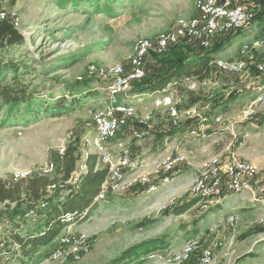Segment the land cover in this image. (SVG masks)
Masks as SVG:
<instances>
[{
  "label": "rangeland",
  "instance_id": "374dc122",
  "mask_svg": "<svg viewBox=\"0 0 264 264\" xmlns=\"http://www.w3.org/2000/svg\"><path fill=\"white\" fill-rule=\"evenodd\" d=\"M107 2L111 3L109 9L104 8ZM194 4L195 0H0L2 8L20 17L19 29L26 40L3 54L5 61L16 64V69L7 70L0 77V90L4 87L13 95L27 93V101L18 105L8 104L0 97L1 175L7 178L17 172H31L51 159L57 160L58 149L70 144L68 132L81 131L83 124L91 120L92 113L106 101L107 91L100 79L86 78L90 83L85 86L78 76L85 75L91 64L125 62L138 38L153 37L169 29L178 17L192 14ZM261 26L264 27V15L213 54L228 58L231 50L235 55L238 47L248 40V33ZM257 52H261L264 60V49ZM253 68L251 65L237 74L213 73L209 84L194 92L178 87L182 106L198 103L205 116L206 136L189 135L185 124L177 129L189 133V141L183 146H179L176 134L164 140L156 135L161 123L170 119L165 110L154 106L157 91L152 96L138 94L135 90L123 95L134 102L138 119L151 114L152 135L139 141L129 140L130 131L124 129L115 140L128 139L135 161L146 163L142 171L156 173L159 164L173 155L180 154L184 160L174 171L159 175L158 182L172 174L176 178L161 184L155 191L148 192L145 186L134 183L126 189L109 192L91 216L73 224L90 235V253L77 261L69 259L66 264H113L112 260L125 249L148 239L165 237L170 241L171 251L193 236L203 244L212 238L222 242L215 250L213 264H264V222L261 221L264 209L255 205L239 212L234 208V198H229L219 210L210 213L202 210L197 201L183 211L195 199L190 189L201 168L216 154L209 130L214 128L217 115H212H225L230 102L229 111L234 114L228 118L244 117L250 103L247 102L251 100L247 97L244 101V95L251 93L246 90L250 77H254L256 69ZM90 90H96L97 94L65 111L54 110L59 99L80 97ZM258 107L259 104L246 118H253ZM37 110L39 112L35 113ZM78 148L83 147L80 144ZM84 159L85 155L77 165ZM61 176L56 170L50 178L58 180ZM230 213L239 215L235 229L228 226ZM35 223L27 221L26 226L33 227ZM6 225L0 222V238L11 228ZM166 253L156 252L144 264L195 263V259L176 263L170 260V253ZM5 259L0 257V263H6ZM28 264H48V255L38 253Z\"/></svg>",
  "mask_w": 264,
  "mask_h": 264
},
{
  "label": "built area",
  "instance_id": "2783aa9c",
  "mask_svg": "<svg viewBox=\"0 0 264 264\" xmlns=\"http://www.w3.org/2000/svg\"><path fill=\"white\" fill-rule=\"evenodd\" d=\"M259 7L258 0H195L192 14L178 17L169 29L153 37L138 38L125 62L89 65L86 74L78 78L82 81L86 78L100 79L107 91L106 101L103 107L92 113L91 120L84 123L85 130L79 143V146L81 144L83 148H80L79 152L80 158L85 155V159L77 165L70 179L50 182L48 191H67L70 183L86 174L89 169L86 158L90 153L97 154L96 168L106 167L108 170L107 179L96 196V201L103 200L109 192L126 189L134 183H139L145 186L148 192H152L157 190L161 184L173 181L175 179L173 174L166 176L161 182L156 179L160 174L174 171L184 160L182 155L168 157L162 164H159L156 173L151 174L142 171L146 165L144 161H135L132 148L128 145V139L124 141L118 139L119 141L115 142L118 134L127 126L131 129L129 140H143L153 132L151 114L138 119L134 102L128 101V98L123 95H128L133 90L134 82L145 76L146 59L151 52L163 53L169 46L185 38L193 39L200 47L208 49L216 36L236 33L254 22ZM5 18H10L19 28L20 17L0 5V19ZM259 49H264V37L243 43L239 49V55L235 58H224L212 54L209 65L214 71L227 74L240 73L251 65L260 73H264V61L255 59L254 52ZM179 84L186 92H194L200 86H207L209 78L199 79L196 76H185L181 81L169 83L161 90H157L154 106L159 110H165L174 124L187 119L197 120L198 124L188 127L190 133L188 134L206 136L205 116L201 112L200 105L194 103L182 106L183 100L178 94ZM170 85L172 88L168 87ZM155 92L143 93V95L152 96ZM261 103H264V86L258 87L257 95L245 109L244 117L251 115L255 106ZM214 119L216 123L223 125L227 121L226 129H232L236 122L241 121L230 119L223 114L217 115ZM248 135V132L244 134L245 137ZM75 136V130H70L67 134L68 142H73ZM67 145H62L58 149V161L64 158ZM57 160L51 159L31 172L14 173L13 178L50 176L58 168ZM128 178H131L130 181ZM190 190L192 197L197 200L202 210L221 206L227 195L241 194L246 191L250 193V199L253 202L264 204V168L250 159L241 157L233 148L227 147L225 152L217 153L206 161ZM35 215V210L26 213V216ZM238 219L237 213H230L228 226L235 229ZM261 221L264 222V218ZM57 243L58 245L48 255V264H66L69 259L80 260L92 249L90 235L83 229L73 227V224L63 229L57 237ZM221 245L222 242L217 238H212L203 244L197 236H193L188 238L180 248L168 252L170 260L176 263L185 262L195 256L194 264H213L215 250Z\"/></svg>",
  "mask_w": 264,
  "mask_h": 264
},
{
  "label": "trees",
  "instance_id": "16d2710c",
  "mask_svg": "<svg viewBox=\"0 0 264 264\" xmlns=\"http://www.w3.org/2000/svg\"><path fill=\"white\" fill-rule=\"evenodd\" d=\"M258 2L260 7L256 11V19L264 15V0H258ZM96 5L97 3L94 6L96 7ZM110 7V2L104 3L105 9ZM233 34L235 33H224L216 36L208 49H203L193 39L185 38L175 45L169 46L163 53L151 52L146 59V74L142 79L134 82L133 90L137 91L138 94L155 92L166 87L169 83L181 81L185 76H196L199 79L210 78L213 73H217L209 65L211 55L229 42ZM25 41L24 34L10 18L0 19V77L7 70L16 69V64L9 60L5 61L3 54ZM150 66L153 68L150 69ZM81 82L85 86H89L90 83L86 79ZM179 86L181 85L179 84ZM96 94V90H90L80 97L74 96L71 99L64 97L57 101L54 110L65 111ZM0 97L8 104L13 105L27 101L26 92L23 96L13 95L4 87L0 90ZM34 112L38 113L39 110ZM197 122L195 119H187L174 124L170 118L169 122L163 121L161 123V129L156 131V135L164 140L165 137L179 132L180 130L177 129L180 126L185 124L188 129ZM134 124L137 125V122L134 121ZM124 129L131 130L129 126ZM84 130L83 124L81 131H75L74 142L67 145L65 156L58 163L57 171L62 174L61 179H70L77 167L80 159L78 146ZM86 162L89 168L86 174L79 180L70 183L68 190L64 192H49L48 185L56 179H51L47 175L14 179L13 175L4 178L0 173V222L4 225H11V228L6 231L8 233L0 238V257L8 259H5L6 263L0 264H28V261L33 260L38 253L49 255L58 245L57 237L66 226L84 221L93 214L95 208L98 209L100 201H96V196L102 190L108 176V170L106 167L96 168L97 154L95 153H90ZM193 200L183 211L195 204L197 200ZM219 209L220 207H212L208 209V213ZM30 210H35L36 215L26 216ZM27 221L36 223L33 227L26 226ZM197 223L194 221L195 225ZM194 231H197V227ZM169 247L170 241L165 237L148 239L141 244L132 245L125 249L112 260V263L144 264L156 252L168 253ZM191 259L196 260V257Z\"/></svg>",
  "mask_w": 264,
  "mask_h": 264
},
{
  "label": "crops",
  "instance_id": "0c3cea01",
  "mask_svg": "<svg viewBox=\"0 0 264 264\" xmlns=\"http://www.w3.org/2000/svg\"><path fill=\"white\" fill-rule=\"evenodd\" d=\"M245 30L246 29L244 28L243 30L239 31L238 33H241ZM263 30H264V27H262V26L253 29L252 31H250L248 33V40L245 42H252V41H254L260 37H264ZM238 33L233 34V37L235 35H237ZM245 42H243V43H245ZM241 45L236 50L235 55H232L235 51L230 50L231 56H229L228 58L237 57L239 55V49H240ZM260 55H261V52L258 53L257 51H255V57H256L255 59L257 61H264L262 59V56H260ZM250 79H251V81L247 84V87L249 89L246 90V92L249 91L251 93L250 94H245L246 92L243 93V94H245L244 95L245 96L244 101H246L247 97H251V100L254 99L257 95L258 87L264 86V73H260V72L255 70L254 77L252 76V77H250ZM251 100H249L247 103H249ZM247 103L245 104V106L247 105ZM229 104H230V102L227 103L228 106L225 109L226 112H224L226 116H231L232 114H234V113H230L229 110L231 109L230 108L231 105H229ZM236 104L237 103L235 102L234 105H236ZM218 114H220V113H215L212 116H215ZM234 116H236V115H234ZM254 117L256 119H254ZM254 117L253 118H244V119H241V117H240L241 121L236 122L232 129H226L225 128L226 123L228 124L227 121H226L225 125L214 122V128H211L209 130V132L212 135V136L210 135L211 136L210 140L215 142L213 146L210 144L213 147L215 153L216 154L217 153H223V152H225L227 147H231L241 157L246 158V159H250V160L256 162L260 167L264 168V103L259 104L258 113ZM209 125L210 124H207V126H209ZM185 131H187V129ZM185 131L181 130V131L175 133L177 136L176 139L178 140L177 142H178L179 146L180 145L181 146L186 145V143H184V142L189 141V138H188L189 135ZM246 132L249 133V135L247 137L244 136V134ZM197 142H198V144L201 143L200 140ZM213 142H212V144H213ZM210 145H209V148H211ZM229 198H234L233 199L234 208L238 209L239 212L240 211L245 212L244 208L253 207L255 205L259 206L260 209H264V204L261 202H253L250 199V193L247 191L243 192L241 194L227 195L225 197L224 201H226ZM218 207H221V206H218Z\"/></svg>",
  "mask_w": 264,
  "mask_h": 264
}]
</instances>
